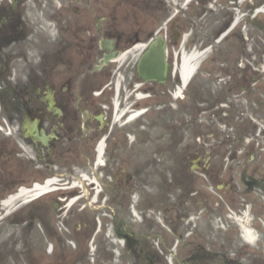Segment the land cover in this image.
I'll use <instances>...</instances> for the list:
<instances>
[{
    "label": "rangeland",
    "instance_id": "rangeland-1",
    "mask_svg": "<svg viewBox=\"0 0 264 264\" xmlns=\"http://www.w3.org/2000/svg\"><path fill=\"white\" fill-rule=\"evenodd\" d=\"M50 1L25 0L23 6L19 4L24 17L21 31L25 35L14 39L32 43L26 45L31 52L36 50L38 41L48 39L46 19ZM239 1L232 5L235 8H230V0L173 2L170 14L181 12L178 23L182 38L167 45L172 68L166 83L141 84L140 90L149 95L139 101L133 96L125 101L123 90L116 97L121 102L117 113L144 109L143 117L124 126L127 115L116 121L112 104L113 82L118 73H125V80L130 82L126 88H132L137 80L134 63L140 56L138 52L115 62L113 84L105 89L111 98L104 94L101 98L93 97L101 111H109L111 126L107 132L112 131L120 147L114 158L127 166L112 169L110 154L105 153L106 165L99 182L103 192L96 198L97 203L92 202L95 194L89 187L85 191H66L71 183H67L70 176L64 175L56 181L65 182L59 190L62 193L43 197L45 203L41 205L42 201L39 207H48L58 194L66 197L65 202L74 194L80 197L79 203L66 213L70 220L75 214L86 216L88 235L80 261L84 262L85 255L88 264H146L136 253L131 254L132 250L127 249L113 229L120 211L129 222L133 237L159 264H180L196 247L216 255L210 264L221 262L223 257L232 264H264V70L259 72L260 83L252 85V93H230L226 78L228 46L224 38L217 36L231 12L239 18L240 32L247 36L245 41L255 43V47L258 44L264 51V13L260 12L259 19L253 22L254 13L248 11L251 2ZM59 3L60 0H54L55 8ZM132 16L135 26L142 18L150 22L142 10L134 7ZM145 33H136L140 36L138 44L153 38L155 32L149 36ZM170 35L169 31L167 36ZM207 45L210 49L196 74L175 98L181 55ZM102 140L97 142L98 147ZM88 165L80 159L76 170L85 171L92 179ZM219 181L223 188L215 186ZM106 185L110 192L104 190ZM18 204L5 216L0 205V264L54 263L47 251L50 244L75 251V235L65 234L66 224L55 208L45 214L52 220L38 224L32 215L33 204ZM64 209L65 206L62 212ZM240 224L252 227L256 238L252 244L240 236Z\"/></svg>",
    "mask_w": 264,
    "mask_h": 264
},
{
    "label": "flooded vegetation",
    "instance_id": "flooded-vegetation-1",
    "mask_svg": "<svg viewBox=\"0 0 264 264\" xmlns=\"http://www.w3.org/2000/svg\"><path fill=\"white\" fill-rule=\"evenodd\" d=\"M180 1L184 0H60L55 8L51 0L46 19L48 39L38 41L31 52L26 45L32 43L14 39L25 35L20 12L25 0H0V203L21 189H31L34 183L42 185L47 178L58 181L69 175L73 180L80 159H85L89 168L95 166V146L100 139L112 159L110 167L127 166L114 158L120 147L112 131L107 132L111 126L109 111H101L93 98L94 91L111 98L105 89L112 84L115 63L100 65L99 60L111 51H131L140 39L136 33L149 36L168 17L173 22L167 31L176 30L181 35V12L170 14L173 2ZM236 1L230 0V8H235L232 5ZM257 3L249 5L248 11L252 12ZM133 7L142 10L150 22L142 18L135 26ZM235 19V14L228 12L223 22L228 46L227 84L230 93L248 94L255 90L253 84L260 83L264 51L258 44L255 47V43L245 41L247 36L242 35ZM64 183L49 189L62 193L59 189ZM63 197H51L43 210L39 209L43 198L32 202V215L38 224L52 220L45 214L55 208L66 224L65 234L75 235V251L53 246L49 253L54 263L45 264H88L85 255L84 262L79 260L88 235L86 216L75 214L70 220Z\"/></svg>",
    "mask_w": 264,
    "mask_h": 264
},
{
    "label": "bare ground",
    "instance_id": "bare-ground-1",
    "mask_svg": "<svg viewBox=\"0 0 264 264\" xmlns=\"http://www.w3.org/2000/svg\"><path fill=\"white\" fill-rule=\"evenodd\" d=\"M192 0H186V3H189ZM259 12H264V6L261 7L256 13ZM236 22H238V18L236 20ZM224 35L220 38L223 39ZM145 44H137L133 49L132 52H130L129 54L134 55L135 52H138V54H140L143 51ZM209 49H207L208 51ZM207 51H197L195 49L191 50V52L189 53H183L180 57V61L178 64V69H179V79L182 80L183 85L186 84L187 86V82L191 81V78L196 74L197 72V68L199 67L201 61L204 59ZM126 55H122L121 57H119L118 59H116L115 61H121L122 58H124ZM186 86H182L179 85L177 88V93L174 95L175 98H177V96L182 92L183 89H185ZM138 98H143V95L138 94L137 95ZM114 104V110H115V120H119V118L121 116H123V113L126 112V110L124 112L121 113H117L116 111L118 110V103L117 100L114 99L113 101ZM133 116H131L128 121H132L135 119V117L137 116V112H133L132 113ZM99 151L97 154V163L98 164H102L103 163V158L101 157L102 151H101V144L99 145ZM83 180V179H82ZM57 182L55 181V179L52 180H47L44 185L39 186V185H35L33 187V189H31V191H27V190H21L18 195L16 196H10V198H8L7 200H4L1 203L2 209L5 210V214L10 213L12 210L15 209V204L19 205H23L26 203H29L32 201V199L38 198V197H42V195L47 194V192H49V188L53 185L56 184ZM77 183H74V185ZM76 199V198H75ZM75 199H71L68 201L67 207L71 206L74 202ZM1 218V216H0ZM243 227V226H242ZM242 237L245 238L246 242L252 243L255 240L254 237V233L250 228H246L243 227V231H242Z\"/></svg>",
    "mask_w": 264,
    "mask_h": 264
},
{
    "label": "water",
    "instance_id": "water-1",
    "mask_svg": "<svg viewBox=\"0 0 264 264\" xmlns=\"http://www.w3.org/2000/svg\"><path fill=\"white\" fill-rule=\"evenodd\" d=\"M148 46L147 50L139 57L137 64L138 76L141 80L157 81L162 84L166 82V78L169 72L170 64L165 59V39L160 35H157ZM172 40L177 39V33L174 32L171 36ZM118 53H111L105 55L101 59L102 63H109L111 58H116Z\"/></svg>",
    "mask_w": 264,
    "mask_h": 264
},
{
    "label": "trees",
    "instance_id": "trees-1",
    "mask_svg": "<svg viewBox=\"0 0 264 264\" xmlns=\"http://www.w3.org/2000/svg\"><path fill=\"white\" fill-rule=\"evenodd\" d=\"M122 216L123 215L119 211L118 217H116L113 221L114 229L116 233L120 234L125 239V243L128 244V246L132 240L134 241L135 246L129 248V250L132 249L131 254L134 255L136 253L146 264H159L153 254L151 255L150 253L143 252L140 242L133 237V232L130 230V227ZM215 259L216 257H213V255L209 252L202 253V251L195 249V251L192 252L190 256L182 260V263L180 264H210ZM212 264H229V262L224 261L223 263H219L216 261Z\"/></svg>",
    "mask_w": 264,
    "mask_h": 264
}]
</instances>
